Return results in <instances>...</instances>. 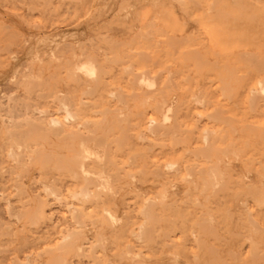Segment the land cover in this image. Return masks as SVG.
<instances>
[{"label": "rangeland", "instance_id": "rangeland-1", "mask_svg": "<svg viewBox=\"0 0 264 264\" xmlns=\"http://www.w3.org/2000/svg\"><path fill=\"white\" fill-rule=\"evenodd\" d=\"M225 1L227 2L226 4ZM139 5L141 6L139 7ZM189 6L190 8H188ZM221 22H223L222 25ZM0 24V264H53L56 262V257L57 259L63 257V262L61 261L62 263L60 262V264H264V146H262L264 137L253 136V138L246 137L245 139V136H243L244 132L253 133V131L261 129L258 128L260 125H264V101L260 100L259 104L251 108L245 102L247 97L246 92L244 93V90L239 87V78L250 74L249 69L251 65L257 59L264 60V0H0ZM217 24L218 26L220 25L219 28ZM225 27L230 28L231 31H236L239 27V31L231 33L226 28L227 32L229 30L226 33L223 30ZM241 27L243 30L240 29ZM212 28H215L214 33L217 35L210 32ZM249 28H251L250 31ZM218 31H220V34ZM224 31L226 34L223 33ZM226 37H229V41H226ZM212 40H214V43ZM232 40L233 42L231 43ZM223 42L225 44L227 42L226 47ZM237 42L241 44V47ZM123 44L126 45L124 46ZM193 46H197V48H193ZM219 46L222 47L219 48ZM227 47H230V49ZM186 48L188 49L186 50ZM204 48L206 49L205 52ZM221 48L223 49L221 50ZM140 52L144 54V58L147 56V60H145L146 62L148 61L146 66L142 68L138 67L133 61L135 57L143 56L142 54L138 55ZM247 52H250L252 55L249 53L246 57L245 54ZM88 54L96 56L104 69H106L105 72L107 73L104 72L103 77L105 84L108 85L105 86L103 82L102 86L105 88L102 89V86L100 87L102 92H99L101 91L99 88L95 94H89V96L88 94L82 95V90L80 89L81 93L80 91L78 93L77 89H82V87L68 75L73 60L81 56L83 58ZM249 55L251 58L253 56L254 60ZM197 56L199 57L198 59ZM238 58L244 60L241 61ZM201 61L203 65L200 63ZM129 62H132L133 66ZM66 67L68 68L67 70ZM107 67L110 69H107ZM221 68L224 69L227 75L225 78V91L218 87L222 82H220L221 80L217 71ZM246 68L248 69L246 70ZM143 70H148L152 76H160L156 78L158 86L154 89L155 91L153 90L154 92L145 90L139 98H135L134 94L132 95V89L127 87L129 86L126 83L129 80L127 72H134L133 75H138ZM204 72H206V75H204ZM207 72L212 75H208ZM121 73H126V75H122ZM115 75L119 76L121 80L118 79L119 77H115ZM65 77H68V79ZM162 77L163 82L166 79L164 83L160 81ZM217 78L220 81H217ZM122 80L124 81L121 82ZM38 81H40V85ZM106 81L108 82L106 83ZM20 82L22 85L20 84L19 86L18 83ZM71 84L73 85L71 86ZM162 85L163 87H161ZM168 86L169 88H167ZM185 88L188 90L187 92ZM111 89L116 93V96L110 94L112 92ZM30 91L31 93H29ZM69 91H73L74 94L70 95ZM106 92H109V95ZM102 93L103 95H101ZM150 93L151 95L149 96ZM76 94L79 95L76 96ZM90 95L93 97L91 98ZM121 95L123 100H125L124 102L117 101L119 99L118 96ZM62 96L64 98L68 97L67 99L71 101L73 107L76 108L79 105L81 116H84L83 119H89V116L93 119L95 114H92L90 111L92 110L93 113H96V109L106 107L107 101V106L112 108H130L132 110L141 108V106L146 108L148 114L145 117L144 122L146 123L144 126L147 125V120L152 116V112L154 111L152 109L157 106L159 99L161 101L167 100L164 101V107L168 104H173L175 114H179L178 119L176 117L170 124H167L168 133L162 134L163 137H161V134L159 138H157V135L153 134L155 135L153 136L151 134L150 138L138 139L135 136L138 131L134 130L132 132L135 133V141L139 140V146L143 147V150L148 151V162L150 161L148 163L150 166H148V173L137 174L135 177L124 176L121 178L114 192L111 194L112 197L108 195L110 200L108 202H98L96 204L93 201L86 202L83 207L84 216L78 222L72 215L77 207L76 199L71 197L69 192L72 189L71 183L73 179L62 170L59 172L58 170L60 169L54 164L56 163V155L71 153L68 150L69 139L64 141L66 138L62 135L63 133L58 134L57 131H51L45 127L42 130L41 126L40 128L39 125L35 126L34 124V120L38 116L43 118L52 116L63 117L64 113L59 109V101L63 98ZM80 96L83 99L82 106L85 105L84 107L81 106ZM110 96H112L111 99ZM106 97H108L107 101L102 100L107 99ZM72 98L73 101L71 100ZM129 98L134 99L130 100ZM147 99L149 100L147 101ZM218 100H220L219 103L221 104H218ZM201 101L202 104L200 103ZM73 102L76 104H73ZM85 103L92 104L89 106ZM19 104L23 105L19 106ZM122 104L123 106H121ZM93 105H95L96 109H93ZM148 106L149 108H147ZM85 108L88 109V112L87 110L85 112ZM216 108L230 122L226 121V124H229L227 125L228 128L224 122L219 125L220 128L218 130L217 124L214 126L210 121L211 119L208 118L207 114L214 112L213 110ZM40 110H47L49 112L41 113ZM181 110L184 111L182 112ZM242 116L244 117L242 118ZM194 120L195 122H193ZM20 123L24 125L21 126ZM33 126L34 132L32 131ZM205 127L214 128L213 130L217 131L215 145L219 150L214 152L210 159L199 157L194 150L201 146V142L198 139L200 132ZM36 129L40 131L37 132ZM170 129L171 131L176 129V133L174 134L173 131L170 133ZM26 130L32 134L29 136ZM240 133L243 134L241 135ZM26 135L29 138L31 137L30 140ZM43 135L46 136L44 138L47 140L43 139ZM165 136L166 138H164ZM13 137L16 139H12ZM187 137H189V140ZM155 139L158 141L156 142ZM240 139L243 140H241L242 143ZM15 140L16 142L20 140L23 143L22 148L16 150V153L20 156L19 161H15L10 155L11 146H16ZM10 143L13 144L11 145ZM64 143L68 145L65 146L66 148H64V145H66ZM259 143H261V149L258 146ZM113 144L112 147L115 146ZM225 147H229L228 155L226 152L224 153L225 155L223 154ZM34 148L38 149V151L34 152ZM57 148L60 149L57 150ZM100 149L104 150L103 148ZM126 150H128V146L123 149L125 155L121 153L123 157L128 152ZM36 152H39V154L42 152L43 155L44 153H48L49 156L47 154V157H51L52 159L49 161L46 158V162L37 163L35 160H31L30 157L33 154H37ZM119 158L121 159L122 157L119 156ZM167 161L176 162L175 169H168L165 163ZM215 161L219 162L220 171L222 170L218 177L220 184L215 188L203 189L201 181L198 180L199 184L195 187L194 183L197 177L196 175L188 176L186 166L194 163L198 167H201L200 165L203 163ZM156 163L160 165L161 171L165 170V173L161 172L157 174L155 172V169L159 168L156 167ZM182 163L184 166H182ZM153 164L156 166L154 167ZM172 171L174 173L178 172L180 175L178 173L176 175ZM166 173H169V175H166ZM141 175L143 176L141 177ZM46 186L52 188L54 193L47 191ZM145 188L148 189L145 190ZM162 196L164 197L162 198ZM240 197L242 198L240 199ZM142 205L143 208H141ZM39 207L43 209L42 218L44 221L41 218L42 220L39 219L35 224H32L33 222L31 221L26 222L28 218L25 215ZM147 207L150 208L152 217L147 221L143 236H139L138 232L141 231V225L143 223L146 224L143 210ZM106 209L110 211L111 216L106 212ZM44 214L47 215L45 216ZM46 217L48 218L46 219ZM183 219L185 223L182 221ZM85 226H88L87 229ZM127 230L128 232L126 233ZM73 231L75 233L80 231L81 233L77 234L78 240L76 242L77 245L81 246V249L76 250L78 254L75 250H72L70 253L66 252L62 254L61 252L60 255V250L57 249L55 251L54 249H56L62 240V237L65 235L64 233ZM152 243L155 244L153 245Z\"/></svg>", "mask_w": 264, "mask_h": 264}, {"label": "bare ground", "instance_id": "bare-ground-1", "mask_svg": "<svg viewBox=\"0 0 264 264\" xmlns=\"http://www.w3.org/2000/svg\"><path fill=\"white\" fill-rule=\"evenodd\" d=\"M110 1V0H109ZM184 1V0H183ZM234 1V0H233ZM247 1V0H246ZM94 2V1H93ZM125 3H126V1H124ZM191 2V1H190ZM193 2V1H192ZM209 2V1H208ZM207 2V3H208ZM219 2V1H218ZM217 2V3H218ZM222 2V1H221ZM15 3V2H14ZM96 3V2H95ZM180 3V2H179ZM195 3V2H194ZM227 2L225 1V4H226ZM2 4V3H1ZM5 4V3H4ZM69 4H71V3H69ZM124 4V3H123ZM183 4V3H182ZM213 4V3H212ZM15 5V4H14ZM63 5V4H62ZM54 6V5H53ZM141 5H139V7H140ZM168 6V5H167ZM220 6V5H219ZM222 6V5H221ZM197 7V6H196ZM228 7H231V6H228ZM251 7V6H250ZM80 8V7H79ZM188 8H190V6L188 7ZM218 8V7H217ZM220 8V7H219ZM224 8V7H223ZM15 9V8H14ZM31 9V8H30ZM47 9H48V7H47ZM75 9V8H74ZM211 9H213V7H211ZM245 9V8H244ZM77 10V9H76ZM220 10V9H219ZM239 10V9H238ZM253 10V9H252ZM36 11V10H35ZM193 11V10H192ZM191 11V12H192ZM66 12V11H65ZM78 12H80V11H78ZM231 12V11H230ZM233 12V11H232ZM246 12V11H245ZM18 13V12H17ZM16 13V14H17ZM120 13V12H119ZM183 13V12H182ZM193 13V12H192ZM227 13V12H226ZM48 14V13H47ZM249 14V13H248ZM29 15H31V14H29ZM45 15V14H44ZM64 15V14H63ZM192 15H194V14H192ZM221 15V14H220ZM199 16V15H198ZM27 17V16H26ZM57 17V16H56ZM67 17V16H66ZM194 17V16H193ZM207 17V16H206ZM205 17V18H206ZM228 17H230L229 15H228ZM93 18V17H92ZM186 18V17H185ZM218 18V17H217ZM255 18H257V17H255ZM39 19V18H38ZM124 19V18H123ZM165 19V18H164ZM220 19V18H219ZM25 20V19H24ZM56 20V19H55ZM115 20V19H114ZM223 20V19H222ZM40 21V20H39ZM45 21V20H44ZM52 21V20H51ZM51 21H50V23H51ZM59 21H61V20H59ZM72 21V20H71ZM207 21V20H206ZM205 21V22H206ZM216 21L218 22V20L216 19ZM26 22V21H25ZM62 22V21H61ZM214 22V21H213ZM226 22V21H225ZM27 23V22H26ZM38 23V22H37ZM212 23V22H211ZM215 23V22H214ZM227 23V22H226ZM243 23V22H242ZM57 24V23H56ZM223 24V22H221V25ZM240 24V23H239ZM259 24V23H258ZM1 25V24H0ZM29 25V24H28ZM183 25V24H182ZM206 25H208V24H206ZM205 25V26H206ZM213 25V24H212ZM238 25V24H237ZM43 26V25H42ZM81 26V25H80ZM111 26V25H110ZM151 26V25H150ZM170 26V25H169ZM202 26V25H201ZM205 26H204V28H205ZM217 26H218V24H217ZM226 26V25H225ZM89 27V26H88ZM148 27V26H147ZM207 27V26H206ZM220 27V25L218 26V28ZM258 27V26H257ZM204 28H203V30H204ZM208 28V27H207ZM206 28V29H207ZM226 28L227 29H229L230 30V28H228V27H225L223 30H225L226 31ZM232 28V27H231ZM132 29V28H131ZM234 29V28H233ZM232 29V30H233ZM236 29V28H235ZM238 29H239V27H238ZM236 30V31H239V30ZM241 30H243L242 29V27L240 28ZM264 29V28H263ZM156 30V29H155ZM175 30V29H174ZM214 30H215V28H212V29H210V32L212 33V34H215L214 33ZM229 30H228V32H229ZM251 30V28H249V31ZM252 30H253V27H252ZM256 30V29H255ZM3 31V30H2ZM6 31V30H5ZM193 31V30H192ZM209 31V30H208ZM225 31L223 32V33H225ZM231 31V30H230ZM236 31H231V33L232 32H236ZM247 31V30H246ZM7 32V31H6ZM153 32V31H152ZM216 32V31H215ZM219 32V34H220V31H218ZM227 31H226V33H228ZM150 33V32H149ZM174 33V32H173ZM181 33V32H180ZM207 33V32H206ZM205 33V34H206ZM225 33V34H226ZM9 34H11V33H9ZM17 34V33H16ZM218 34V35H219ZM14 35V34H13ZM146 35V34H145ZM150 35V34H149ZM207 35V34H206ZM215 35H217V34H215ZM224 35V34H223ZM12 36V35H11ZM19 36V35H18ZM148 36V35H147ZM209 36V35H208ZM232 36H233V34H232ZM236 36V35H235ZM251 36V35H250ZM16 37V36H15ZM145 37V36H144ZM149 37V36H148ZM153 37V36H152ZM190 37V36H189ZM217 37H219V36H217ZM252 37V36H251ZM149 38H151V37H149ZM235 38V37H234ZM239 38V37H238ZM263 38V37H262ZM8 39V38H7ZM10 39V38H9ZM14 39V38H13ZM212 39V38H211ZM214 39H215V37H214ZM229 39V37L227 38L226 37V41ZM242 39V38H241ZM246 39V38H245ZM4 40H6V39H4ZM12 40V39H11ZM108 40V39H107ZM114 40V39H113ZM148 40V39H147ZM193 40V39H192ZM216 40V39H215ZM234 40V39H233ZM233 40L231 41V43L233 42ZM235 40H236V38H235ZM243 40V39H242ZM251 40V39H250ZM194 41V40H193ZM209 41V40H208ZM213 41V43H214V40H212ZM219 41V40H218ZM223 41V40H222ZM229 41V40H228ZM253 41V40H252ZM257 41V40H256ZM1 42V41H0ZM3 42V41H2ZM124 42V41H123ZM201 42V41H200ZM203 42V41H202ZM210 42H211V40H210ZM234 42H236V41H234ZM241 42V41H240ZM250 42V41H249ZM18 43H20V42H18ZM87 43V42H86ZM113 43V42H112ZM212 43V42H211ZM224 43V42H223ZM238 44H239V42H237ZM236 43V44H237ZM262 43V42H261ZM21 44V43H20ZM96 44V43H95ZM103 44V43H102ZM106 44V43H105ZM115 44V43H114ZM134 44V43H133ZM170 44V43H169ZM173 44V43H172ZM202 44V43H201ZM216 44H218V43H216ZM215 44V45H216ZM225 44V43H224ZM228 44H229V42H228ZM243 44V43H242ZM7 45V44H6ZM17 45V44H16ZM99 45V44H98ZM116 45V44H115ZM120 45V44H119ZM124 45V44H123ZM122 45V46H123ZM126 45V44H125ZM124 45V46H125ZM129 45V44H128ZM135 45V44H134ZM197 45V44H196ZM214 45V44H213ZM233 45H235V44H233ZM232 45V47H234ZM240 45V47H241V44H239ZM256 45V44H255ZM19 46V45H18ZM90 46V45H89ZM89 46H88V48H89ZM109 46V45H108ZM200 46V45H199ZM204 46V45H203ZM212 46V45H211ZM224 46V45H223ZM227 46V42H226V44H225V47ZM235 46H237V45H235ZM243 46V45H242ZM94 47H95V45H94ZM104 47H105V45H104ZM110 47V46H109ZM127 47H129V46H127ZM143 47V46H142ZM174 47H175V45H174ZM195 46H193V48H194ZM205 47V46H204ZM210 47V46H209ZM213 47V46H212ZM220 47H222V46H219V48ZM224 47V48H225ZM232 47H231V49H232ZM245 47H246V45H245ZM255 48H256V46H254ZM260 47H262V46H260ZM2 48H4V47H2ZM40 48V47H39ZM141 48V47H140ZM165 48V47H164ZM195 48H197V46L195 47ZM203 48V47H202ZM217 48V47H216ZM228 48V47H227ZM227 48H226V51H227ZM258 48H259V46H258ZM257 48V49H258ZM66 49V48H65ZM97 49V48H96ZM120 49V48H119ZM188 48H186V50H187ZM205 49V48H204ZM214 49H215V47H214ZM223 48H221V50H222ZM228 49H230V47L228 48ZM241 49V48H240ZM239 49V50H240ZM243 49V48H242ZM263 49V48H262ZM112 50V49H111ZM191 50V49H190ZM211 50V49H210ZM219 50V49H218ZM237 50V49H236ZM238 50V51H239ZM256 50V49H255ZM66 51V50H65ZM86 51V50H85ZM206 51V49L204 50V52ZM224 51H225V49H224ZM60 52V51H59ZM102 52V51H101ZM112 52V51H111ZM143 52V51H142ZM142 52H140V53H138V55H143V56H137V57H135L134 58V62L138 65V67H140V68H142V67H144V66H146V63H148V61L146 62V58H147V56H146V58H144L145 56H144V54L146 55V53H142ZM63 53V52H62ZM97 53V52H96ZM130 53V52H129ZM222 53H223V51H222ZM238 53V52H237ZM245 53V52H244ZM250 53V52H249ZM248 52L245 54L246 55V57H247V54H249ZM10 54V53H9ZM41 54V53H40ZM73 54V53H72ZM100 54V53H99ZM134 54H136V53H134ZM211 54H212V52H211ZM59 55V54H58ZM60 55H64V54H60ZM101 55V54H100ZM148 55V54H147ZM194 55V54H193ZM244 55V56H245ZM250 55H252L251 53H250ZM250 55H249V57H250ZM1 56V55H0ZM81 56V55H80ZM105 56V55H104ZM171 56V55H170ZM187 56V55H186ZM198 56H199V54H198ZM197 56V59L200 57H198ZM211 56H213V55H211ZM216 57H217V55H215ZM82 57V56H81ZM81 57H78L76 60H73V62H72V66H70L71 68H70V71H69V73H68V75H70V77L72 78V79H74V81L76 80L77 82H78V84L80 85V87H82V89L81 88H78L77 90V92L79 93V91L80 90H82V95H85V94H88V96H89V94H95L98 90H99V88L102 86V84H103V82H104V77H103V75H104V72H105V70L106 69H104V67H103V65L101 64V62L97 59V57L96 56H94V55H91V54H88V55H86V56H84L83 58H81ZM100 57V56H99ZM106 57V56H105ZM128 57H130V56H128ZM149 57V56H148ZM248 57V58H249ZM251 58V57H250ZM253 58V59H252ZM252 60H254V57L252 56ZM66 59V58H65ZM110 59V58H109ZM146 59V60H145ZM239 59V58H238ZM241 59V58H240ZM239 59V60H240ZM256 59V58H255ZM261 59V58H260ZM36 60V59H35ZM112 60H114L113 58H112ZM199 60H201V59H199ZM217 60H218V58H217ZM242 60H244V59H241V61ZM246 60V59H245ZM69 61V60H68ZM116 61V60H115ZM130 61V60H129ZM219 61V60H218ZM248 61V60H247ZM111 62V61H110ZM114 62V61H113ZM117 62V61H116ZM152 62V61H151ZM177 62V61H176ZM192 62V61H191ZM190 62V63H191ZM235 62V61H234ZM239 62V61H238ZM246 62V61H245ZM249 62V61H248ZM251 62V61H250ZM255 62V61H254ZM4 63V62H3ZM2 63V64H3ZM7 63V62H6ZM130 63V62H129ZM132 63V62H131ZM130 63V64H131ZM188 63V62H187ZM186 63V64H187ZM194 63H195V61H194ZM200 63H202V61L200 62ZM199 62H198V64H200ZM220 63V62H219ZM240 63V62H239ZM244 63V62H243ZM253 63V62H252ZM62 64V63H61ZM68 65H69V63H67ZM71 64V63H70ZM106 64V63H105ZM110 64V63H109ZM133 64V63H132ZM131 64V66H133ZM192 64V63H191ZM251 64V63H250ZM249 64V65H250ZM123 65V64H122ZM153 65V64H152ZM202 65H203V63H202ZM205 65V64H204ZM221 65V64H220ZM127 66H129V65H127ZM126 66V67H127ZM131 66H130V68H131ZM136 66V65H135ZM184 66V65H183ZM190 66V65H189ZM192 66V65H191ZM227 66V65H226ZM4 67V66H3ZM186 67V66H185ZM188 67V66H187ZM248 67V66H247ZM32 68V67H31ZM38 68V67H37ZM55 68V67H54ZM63 68V67H62ZM120 68V67H119ZM132 68H134V67H132ZM212 68V67H211ZM214 68V67H213ZM217 68V67H216ZM222 68H223V66H222ZM220 69V70H218L217 71V73L219 74V78H220V80L217 78V81L219 80L220 82H222L218 87L219 88H221V89H223V91H225L226 90V85H225V78H226V73L224 72V69ZM242 68V67H241ZM68 68L66 67V70H67ZM107 69H110V68H108L107 67ZM123 69V68H122ZM248 68H246V70H247ZM32 70V69H31ZM131 70V69H130ZM196 70V69H195ZM207 70V69H206ZM242 70V69H241ZM40 71V70H39ZM39 71H38V73H39ZM61 71H62V69H61ZM118 71V70H117ZM127 71V70H126ZM210 71H213V70H210ZM249 71H250V74H247V75H243V76H241L240 78H239V87H241L243 90H244V93L246 92V99H245V102H247L250 106H251V108L252 107H255L257 104H259V101L260 100H263L264 101V60L263 59H261V60H256V62L255 63H253L252 65H251V67H250V69H249ZM47 72V71H46ZM55 72V71H54ZM63 72H64V70H63ZM121 72V71H120ZM135 72H136V70H135ZM138 72V71H137ZM141 72V71H140ZM169 72V71H168ZM40 73H41V71H40ZM65 73V72H64ZM105 73H107V72H105ZM110 73V72H109ZM161 73H162V71H161ZM206 72H204V75H206L205 74ZM27 74H28V72H27ZM112 74V73H111ZM122 74V73H121ZM126 75V73H123L122 75ZM127 74L129 75H127L128 76V79L129 80H125L126 81V83H128L129 84V86H127V87H129V88H131L132 89V91H133V93L132 92H130V93H132V95L134 94V96H135V98H139L140 97V95L143 93V91H153L154 89H156L157 88V86H158V80L156 79V78H158V77H160V76H152L149 72H148V70H143L141 73H135V74H138V75H133L134 74V72H127ZM207 74L209 75V74H211V73H208L207 72ZM21 75V74H20ZM41 75V74H40ZM68 75H66V76H68ZM160 75V74H159ZM198 75V74H197ZM196 75V76H197ZM200 75H201V73H200ZM212 75V74H211ZM28 76H29V74H28ZM45 76V75H44ZM55 76V75H54ZM109 76V75H108ZM117 75H115V77H116ZM168 76V75H167ZM186 76V75H185ZM195 76V77H196ZM216 77H217V75H215ZM57 77V76H56ZM105 77H106V75H105ZM109 77H111V76H109ZM108 77V78H109ZM119 76H117V78H118ZM164 77V76H163ZM163 77H162V79L160 80V81H162V83H164L165 81H166V79L164 80V82H163ZM170 77V76H169ZM187 77V76H186ZM198 77V76H197ZM210 77V76H209ZM24 78V77H23ZM26 78V77H25ZM41 78V77H40ZM65 78H67L68 79V77H65ZM123 78V77H122ZM214 78V77H213ZM119 80H121L120 79V77L118 78ZM118 79H117V81H118ZM123 79H125V78H123ZM127 79V78H126ZM108 80V79H107ZM172 80V79H171ZM66 81V80H65ZM73 81V82H74ZM109 81V80H108ZM108 81H106V83L108 82ZM124 80H122L121 82H123ZM205 81V80H204ZM31 82V81H30ZM33 82V81H32ZM72 82V83H73ZM110 82H111V80H110ZM113 82H114V79H113ZM119 82V81H118ZM117 82V83H118ZM130 82V83H129ZM180 82V81H179ZM16 83V82H15ZM27 83V82H26ZM40 83V81H38V84ZM54 83V82H53ZM115 83V82H114ZM125 83V84H126ZM211 83V82H210ZM19 84V86H20V84H21V82L20 83H18ZM32 84V83H31ZM34 84V83H33ZM45 84V83H44ZM43 84V85H44ZM68 84V83H67ZM77 84V83H76ZM77 84V85H78ZM104 84H105V82H104ZM204 84V83H203ZM202 84V85H203ZM229 84V83H228ZM22 85V84H21ZM26 85V84H25ZM36 86H38L37 84H35ZM35 85H33L34 87H35ZM40 85V84H39ZM64 85V84H63ZM73 84H71V86H72ZM107 84H105V86H106ZM160 85H161V83H160ZM194 85H195V83H194ZM205 85V84H204ZM213 85V84H212ZM27 86V85H26ZM48 86V85H47ZM75 86V85H74ZM108 86V85H107ZM118 86H120V85H118ZM41 87H42V85H41ZM66 87V86H65ZM79 87V86H78ZM161 87H163V85L161 86ZM189 87V86H188ZM187 87V88H188ZM218 87H216L217 89H218ZM32 88V87H31ZM69 88V87H68ZM75 88V87H74ZM76 88H77V86H76ZM105 87H103L102 86V89H104ZM115 88V87H114ZM119 88H121V87H119ZM167 88H169V86L167 87ZM166 88V89H167ZM204 88V87H203ZM212 88V87H211ZM25 89V88H24ZM34 89V88H33ZM33 89H31V90H33ZM49 89V88H48ZM47 89V90H48ZM56 89V88H55ZM64 89V88H63ZM80 89V90H79ZM101 89V88H100ZM102 89H101V91H99V92H102ZM107 89H108V87H107ZM110 89V88H109ZM208 89V88H207ZM239 89V88H238ZM241 89V90H242ZM50 90V89H49ZM53 90V89H52ZM67 90V89H66ZM72 90V89H71ZM74 90H76V89H74ZM73 90V91H74ZM112 90V89H111ZM185 90H186V88H185ZM199 90V89H198ZM219 90V89H218ZM217 90V91H218ZM26 91V90H25ZM73 91H69V93H70V95L71 94H74L75 93V91H74V93H73ZM105 91H106V89H105ZM110 91V90H109ZM117 91V90H116ZM155 91V90H154ZM153 91V92H154ZM157 91H159V90H157ZM157 91H156V93H157ZM168 91H169V89H168ZM174 91V90H173ZM188 90H186V92H187ZM221 92H222V90H220ZM76 92V93H77ZM128 92V91H127ZM164 92V91H163ZM170 92H171V90H170ZM186 92H185V94H186ZM227 92H228V90H227ZM241 92V91H240ZM29 93H31V91L29 92ZM80 93H81V91H80ZM108 95H109V92H106ZM130 93H128V94H130ZM148 93V92H147ZM146 93V94H147ZM152 93V92H151ZM151 93L149 94V96L151 95ZM176 93V92H175ZM28 94V93H27ZM45 94V93H44ZM44 94H41V95H44ZM52 94V93H51ZM110 94L111 95H113V96H116V93L115 92H113V90H112V92H110ZM167 94H168V92H167ZM173 94V93H172ZM179 94V93H178ZM223 94V93H222ZM38 95V94H37ZM41 95H39L40 97H41ZM47 95V94H46ZM69 95V96H70ZM79 95V94H78ZM77 94H76V96H78ZM98 95V94H97ZM101 95H103V93L101 94ZM118 95V94H117ZM126 95V94H125ZM124 95V96H125ZM189 95V94H188ZM194 95V94H193ZM212 95V94H211ZM213 95H215V94H213ZM68 96V95H67ZM66 96V97H67ZM87 96V95H86ZM100 96V95H99ZM146 96V95H145ZM164 96V95H163ZM38 97V96H37ZM63 97V96H62ZM81 97V96H80ZM79 97V98H80ZM90 97L92 98L93 96H91L90 95ZM111 97L112 96H110V99H111ZM131 97V96H130ZM186 97V96H185ZM215 97V96H214ZM243 97V96H242ZM39 98V97H38ZM43 98V97H42ZM54 98H56V97H54ZM64 98V97H63ZM61 98L60 99V101H59V103H60V108L59 109H61L62 111H63V117H56V116H52V117H49V118H43V117H41V116H38V117H36V121L34 120V124H35V126L36 125H39V127L42 129V130H44L45 128L47 129H50L51 131H57V133L58 134H60V133H63L62 135H64L65 136V140L64 141H67V139H69V146L66 144V143H64V144H66V145H64V148H66L65 146H68L69 148H68V150L71 152V153H69V154H67V155H56V163H54L56 166H57V168L58 169H60V170H58L59 172L62 170L64 173H66L68 176H70V178L71 179H73V182L71 183L72 185V189H70L69 190V192H70V194H71V197H73L74 199H76L75 200V202H76V205H77V207L75 208V210H74V212H73V217L77 220V222L78 221H81V218L84 216V211H83V207L85 206V204H86V202H88V201H93V202H95V204L96 203H98V202H103V203H105V202H108V201H110L109 200V196L110 197H112L111 196V194L114 192V190H115V187H116V185L118 184V182L120 181V179L121 178H123L124 176H131V177H135L137 174H147L148 173V171H149V169H148V163L150 162H148V151H145V150H143L142 148H141V146H139V140L138 141H135L136 139L134 138V135H135V133H132V132H134V130L136 131H138V133H136L137 135H135V136H137L138 137V139L139 138H148L151 134L153 135V134H155V135H157L156 137L157 138H159V135L161 134H164V133H168V129H167V124H170L176 117H177V119L179 118V114H175V112H174V106H173V104H168L166 107H164V101H167V100H164V101H161L160 99L158 100V102H157V106L156 107H154V109H152V110H154L153 112H152V116H150L149 118H148V120H147V125L146 126H144V124L146 123V122H144L145 121V117H146V115L148 114V111H147V109L146 108H144L143 106H141V108H136L135 110H132V109H130V108H118V107H116V108H112V107H110V106H107L108 105V97H106L107 99H102V100H105V101H107V105H106V107H104V108H99V109H96L95 108V105H93V109H96V113H93V111L91 110H89L90 112H92V114H95L94 115V118L93 119H91V117L89 116V119H83V117L81 116V108L80 107H73V105H72V103H71V101L69 100V99H67V98ZM74 98V97H73ZM73 98L71 99L72 101H73ZM118 100L117 101H125V100H123V98H122V95L121 96H118ZM145 98V97H144ZM150 98V97H149ZM162 98V97H161ZM205 98H206V96H205ZM224 98V97H223ZM239 98V97H238ZM244 98V97H243ZM58 99V98H57ZM113 99V98H112ZM130 99V98H129ZM132 99V98H131ZM130 99V100H131ZM134 99V98H133ZM132 99V100H133ZM187 99H189V98H187ZM196 99V98H195ZM209 99V98H208ZM75 100H78V99H75ZM82 97H81V99H80V101H81V106L83 105V103H82ZM86 100V99H85ZM96 100H97V98H96ZM149 99H147V101H148ZM200 100V99H199ZM201 100H203V99H201ZM235 100V99H234ZM239 100V99H238ZM55 101V100H54ZM100 101V100H99ZM98 101V102H99ZM145 101V100H144ZM146 101V102H147ZM154 101V100H153ZM188 101V100H187ZM196 101H197V99H196ZM205 101V100H204ZM207 101V100H206ZM219 101L220 100H218V104H221V103H219ZM236 101V100H235ZM23 102V101H22ZM26 102V101H25ZM51 102V101H50ZM92 102H94V101H92ZM146 102H144V103H146ZM155 102V101H154ZM154 102H153V104H154ZM213 102V101H212ZM17 103V102H16ZM26 103H28V102H26ZM76 103H77V101H76ZM76 103H74L73 102V104H76ZM102 103V102H101ZM144 103H143V105H144ZM194 103V102H193ZM201 104H202V101L200 102ZM207 103H208V101H207ZM86 104V103H85ZM90 104H92V103H87L86 105H89L90 106ZM97 104V103H96ZM103 104V103H102ZM101 104V105H102ZM156 104V103H155ZM21 105H23V104H21ZM20 104H19V106H21ZM104 105V104H103ZM111 105V104H110ZM114 105V104H113ZM224 105V104H223ZM240 105H241V103H240ZM13 106H15V105H13ZM25 106V105H24ZM85 106V105H84ZM84 106H82V107H84ZM121 106H123V104L121 105ZM136 106V105H135ZM242 106V105H241ZM28 107H30L29 105H28ZM134 107V106H133ZM190 107V106H189ZM206 107V106H205ZM204 107V108H205ZM236 107V106H235ZM259 107V106H258ZM14 108V107H13ZM20 108V107H19ZM92 108V107H91ZM147 108H149V106L147 107ZM250 108V107H249ZM23 109V108H22ZM28 109V108H27ZM26 109V110H27ZM58 109V108H57ZM177 109V108H176ZM187 109V108H186ZM86 110H87V112H88V109H86L85 108V112H86ZM149 110V109H148ZM243 110V109H242ZM47 110H40V112L41 113H45ZM52 111V110H51ZM182 111V110H181ZM181 111H180V113H181ZM184 111V110H183ZM182 111V112H183ZM190 111V110H189ZM214 112H211L210 114H207L209 117L208 118H210L211 120V122L213 123V125L215 126L216 124V126H217V128H218V130H219V125H221L222 123H224L225 122V125L227 126V125H229V124H226V121H227V119H225V117H223L221 114H220V110L218 109V108H216L215 110H213ZM14 112H16V111H14ZM28 112V111H27ZM47 112H49V111H47ZM55 112H56V110H55ZM83 112H84V110H83ZM82 112V113H83ZM89 112V113H90ZM57 113V112H56ZM150 113V112H149ZM239 113V112H238ZM244 113V112H243ZM255 113V112H254ZM47 114H49V113H47ZM85 114H87V113H85ZM91 114V113H90ZM186 114H187V111H186ZM257 114V113H256ZM84 115V114H83ZM190 115V114H189ZM198 116H199V114H197ZM186 116V115H185ZM201 116V115H200ZM18 117V116H17ZM244 116H242V118H243ZM181 118V117H180ZM227 118V117H226ZM241 118V119H242ZM199 119V118H198ZM203 119V118H202ZM38 120V121H37ZM192 120V119H191ZM203 121V120H202ZM209 121V120H208ZM241 121V120H240ZM14 122V121H13ZM12 122V123H13ZM21 122V121H20ZM28 122V121H27ZM30 122H32L31 120H30ZM177 122V121H176ZM175 122V123H176ZM193 122H195V120L193 121ZM228 122V121H227ZM242 122V121H241ZM15 123V122H14ZM178 123V122H177ZM179 123H181V122H179ZM186 123V122H185ZM184 123V124H185ZM228 123H230V122H228ZM232 123V122H231ZM21 124V126H23L24 124H22V123H20ZM183 124V123H182ZM181 124V125H182ZM197 124V123H196ZM208 124V123H207ZM4 125V124H3ZM15 125H16V123H15ZM27 125H29V124H27ZM177 125V124H176ZM200 125V124H199ZM224 125V124H223ZM223 125H222V127H223ZM17 126V125H16ZM16 126H15V128H16ZM18 127V126H17ZM31 127V126H30ZM43 127H45V128H43ZM173 127V126H172ZM175 127V126H174ZM178 127H179V125H178ZM186 127V126H185ZM8 128V127H7ZM29 128V127H28ZM226 128V127H225ZM227 128H228V126H227ZM258 128H261V129H259V130H256L255 132L253 131V133L252 132H244V134L243 133H240L241 135L243 134V136H245V139H246V137L247 138H249V137H251V138H253V136L254 137H256V136H258V137H261L262 138V136L264 137V125H260ZM257 128V129H258ZM9 129V128H8ZM33 129H34V126L32 127V131H33ZM179 129H180V127H179ZM201 129H202V127H201ZM214 128H210V127H205V128H203V130L200 132V135H199V139H198V141H200L201 142V146H199V147H197L196 149H194L195 150V152H196V154L199 156V157H203V158H208V159H210V157L211 156H213L212 154L214 153V152H216L217 150H219L217 147H216V145H215V141H216V139H217V135H216V132L217 131H215V130H213ZM254 129H255V127H254ZM27 130H29V129H27ZM26 130V131H27ZM249 130V129H248ZM2 131H3V129H2ZM1 131V132H2ZM22 131V130H21ZM25 131V132H26ZM31 131V130H30ZM31 131V132H32ZM35 131V130H34ZM33 131V132H34ZM36 131H37V129H36ZM40 131V130H39ZM39 131H37V132H39ZM48 131V130H47ZM51 131H49V132H51ZM170 131V133L173 131H171V129L169 130ZM181 131V130H180ZM189 131V130H188ZM199 131V130H198ZM223 131V130H222ZM236 131V130H235ZM240 131V130H239ZM12 132V131H11ZM28 132V131H27ZM45 132V131H44ZM226 132V131H225ZM224 132V133H225ZM29 133V136L32 134V133H30V132H28ZM40 133H43V132H40ZM56 133V134H57ZM173 133L175 134L176 133V129H174V131H173ZM185 133V132H184ZM198 133V132H197ZM36 134V133H35ZM38 135H39V133H37ZM53 134H54V132H53ZM192 134H193V132H192ZM219 134V133H218ZM223 134V133H222ZM221 134V135H222ZM231 134H233V133H231ZM2 135V134H1ZM14 135V134H13ZM34 135V134H33ZM32 135V136H33ZM155 135H153V136H155ZM169 135V134H168ZM181 135V134H180ZM18 136V135H17ZM29 136L28 135H26V137H28L29 138ZM44 136L45 135H43V139H45V140H47L46 138H44ZM48 136V135H47ZM223 136V135H222ZM25 137V136H24ZM34 137V136H33ZM41 137H42V135H41ZM46 137V136H45ZM136 137V138H137ZM161 137H163V135L161 136ZM183 137V136H182ZM226 137V136H225ZM242 137V136H241ZM28 138H27V140H28ZM31 138V137H30ZM30 138H29V140H30ZM38 138V137H37ZM62 138V137H61ZM64 138V137H63ZM134 138V139H133ZM150 138V137H149ZM164 138H166V136L164 137ZM188 138V140H189V137H187ZM12 139H16V138H12ZM17 139H18V137H17ZM25 139V138H24ZM57 139V138H56ZM154 139V138H153ZM152 139V141H154ZM161 139H163V138H161ZM169 139H170V136H169ZM168 139V140H169ZM179 139V138H178ZM224 139H226V138H224ZM223 139V140H224ZM234 139V138H233ZM7 140H8V138H7ZM10 140V139H9ZM26 140V141H27ZM50 140V139H49ZM147 140V139H146ZM156 140V139H155ZM173 140V139H172ZM222 140V141H223ZM232 140V139H231ZM242 139H240V141H241ZM262 140V139H261ZM20 140H18V142H16V140L14 141V142H16V146H14L13 147V143L11 144L12 146H11V150H10V155L14 158V160L15 161H19L20 160V156H19V154L18 153H16V150L17 149H21L22 148V141H20ZM60 141H62L61 139H60ZM59 141V142H60ZM144 141V140H143ZM151 141V140H150ZM151 141V142H152ZM158 140H156V142H157ZM163 141V140H162ZM170 141V140H169ZM174 141V140H173ZM177 141V140H176ZM180 141V140H179ZM230 141V140H229ZM243 141V140H242ZM242 141H241V143H242ZM262 141H264V140H262ZM2 142V141H1ZM5 142V141H4ZM12 142V141H11ZM33 142H35V141H33ZM155 142V141H154ZM160 142V141H159ZM248 142V141H247ZM36 143H38V142H36ZM112 143H114L115 144V146H113L112 147ZM142 143V142H141ZM153 143V142H152ZM166 143V142H165ZM178 143V142H177ZM220 143V142H219ZM221 143H223V142H221ZM240 143V144H241ZM47 144V143H46ZM113 144V145H114ZM151 144V143H150ZM232 144V143H231ZM260 144L261 143H259V145L258 146H260ZM264 143L262 142V146H264L263 145ZM15 145V144H14ZM59 145V144H58ZM223 145H224V143H223ZM233 145V144H232ZM257 145V144H256ZM48 146V145H47ZM128 146V150H126V151H128L127 152V154H126V156H124L123 157V155H125L124 153H125V151L123 152V149H124V147H127ZM165 146V145H164ZM240 146V145H239ZM262 146H260V149H261V147ZM39 147V146H38ZM42 147V146H41ZM56 147V146H55ZM148 147V146H147ZM146 147V148H147ZM157 147V146H156ZM25 148V147H24ZM100 148H103L104 150L102 151ZM195 148V147H194ZM229 148V147H228ZM228 148H226L225 147V149H223L224 150V152H223V154L226 152V154L228 153V151H229V149ZM35 149V148H34ZM39 149H40V147H39ZM60 149V148H59ZM58 148H57V150H59ZM126 149V148H125ZM149 149V148H148ZM248 149V148H247ZM255 149H257V148H255ZM6 150V149H5ZM67 150V149H66ZM231 150V149H230ZM239 150V149H238ZM251 150H252V148H251ZM35 151H38V149L36 150H34V152ZM40 151V150H39ZM44 151V150H43ZM166 151V150H165ZM33 152V153H34ZM67 152V151H66ZM150 152V151H149ZM158 152V151H157ZM193 152V151H192ZM221 152H222V150H221ZM246 152V151H245ZM261 152V151H260ZM8 153V152H7ZM37 154H33V155H31L30 157H31V160L33 159V160H35V162H39V163H44V162H46L47 161V159H49V161H50V159H52L51 157H47V154L48 153H44V155L46 154V156H44L43 155V153L41 154H39V152H36ZM121 153H123V155L121 154ZM152 153V152H151ZM191 153V152H190ZM217 153H219V152H217ZM243 153V152H242ZM168 154V153H167ZM186 154V153H185ZM235 154H237V152H235ZM234 154V155H235ZM251 154V153H250ZM9 155V154H8ZM154 155H155V153H154ZM175 155H176V153H175ZM190 155V154H189ZM194 155V154H193ZM225 155V154H224ZM228 155V154H227ZM243 155H245V154H243ZM253 155V154H252ZM48 156H49V154H48ZM122 157L120 160L118 159V157ZM164 156V155H163ZM251 156V155H250ZM126 157V158H125ZM253 157V156H252ZM256 157V156H255ZM47 158V159H46ZM150 158V157H149ZM218 158V157H217ZM216 158V159H217ZM220 158V157H219ZM236 158V157H235ZM250 158V157H249ZM189 159V158H188ZM251 159V158H250ZM249 159V160H250ZM262 159V158H261ZM7 160V159H6ZM218 160H220V159H218ZM180 161V160H179ZM186 161V160H185ZM248 161V160H247ZM252 161V160H251ZM154 162V161H153ZM152 162V163H153ZM184 162V161H183ZM17 163H19V162H17ZM21 163V162H20ZM155 163V162H154ZM166 163V167L168 168V169H175V167H176V162H173V161H167V162H165ZM177 163H178V161H177ZM179 164H180V162H179ZM183 164V163H182ZM181 164V165H182ZM243 164V163H242ZM154 165V164H153ZM157 165V166H156ZM156 165H154V167L156 166V167H159L160 165H158L157 163H156ZM185 165H187V164H185ZM35 166V165H34ZM45 166V165H44ZM47 166V165H46ZM182 166H184V164L182 165ZM201 167H198V165H196V164H188L187 166H186V169H187V175L188 176H195L196 175V180H195V187H197L198 186V184H199V182H198V180L199 181H201L200 183H201V185H202V188L203 189H208V188H210V187H216V186H218L219 184H220V182H219V179H218V177H219V175H220V173H221V171H220V165H219V162L218 161H215V162H211V163H203L202 165H200ZM18 167V166H17ZM150 167V166H149ZM227 168V167H226ZM56 169V168H55ZM166 169V168H165ZM182 169V168H181ZM180 169V170H181ZM20 170V169H19ZM158 170V171H157ZM155 169V172L157 173V174H159V173H161V172H163V173H165V170L163 169L162 171H161V167H159L158 169ZM24 171V170H23ZM45 171V170H44ZM249 171V170H248ZM264 171V170H263ZM48 172H50V171H48ZM48 172H46V173H48ZM54 172V171H53ZM63 172H62V174H63ZM167 172H170V171H167ZM173 173H174V171H172ZM183 172V171H182ZM224 172V171H223ZM32 173V172H31ZM34 173H36V172H34ZM177 173L178 172H176V173H174V174H176L177 175ZM27 174V173H26ZM61 174V173H60ZM179 175H180V173H178ZM260 174V173H259ZM36 175V174H35ZM166 175H169V173L167 174L166 173ZM178 175V176H179ZM143 175H141V177H142ZM35 177V176H34ZM55 177V176H54ZM144 177H145V175H144ZM164 177V176H163ZM168 177V176H167ZM224 177V176H223ZM153 178H155V177H153ZM162 178V177H161ZM175 178V177H174ZM179 178V177H178ZM181 178V177H180ZM188 178V177H187ZM191 178V177H190ZM236 178V177H235ZM59 179V178H58ZM156 179V178H155ZM176 179V178H175ZM255 179V178H254ZM21 180V179H20ZM37 180V179H36ZM150 180V179H149ZM149 180H147V181H149ZM180 180V179H179ZM183 180V179H182ZM241 180V179H240ZM64 181V180H63ZM194 181V180H193ZM192 181V182H193ZM245 181V180H244ZM247 181H249V180H247ZM246 181V182H247ZM35 182V181H34ZM122 182V181H121ZM141 182V181H140ZM156 182V181H155ZM52 183V182H51ZM167 183V182H166ZM170 183V182H169ZM182 183V182H181ZM244 183V182H243ZM40 184V183H39ZM60 184V183H59ZM16 185V184H15ZM33 185H35V184H33ZM46 185V184H45ZM154 185V184H153ZM152 185V186H153ZM168 186H169V184H167ZM200 185V186H201ZM241 185V184H240ZM247 185V184H246ZM248 185H249V183H248ZM255 185V184H254ZM143 186V185H142ZM24 187V186H23ZM254 187V186H253ZM19 188H20V186H19ZM39 188V187H38ZM44 188V187H43ZM185 188V187H184ZM198 188H200V187H198ZM219 188V187H218ZM15 189V188H14ZM29 189V188H28ZM31 189V188H30ZM34 189V188H33ZM46 189H47V191H49V192H51V193H54V190L52 189V188H50V187H48V186H46ZM45 189V190H46ZM68 189H69V187H68ZM120 189V188H119ZM148 189V188H147ZM146 188H145V190H147ZM195 189V188H194ZM193 189V190H194ZM217 189V188H216ZM19 190V189H18ZM58 190V189H57ZM57 190H56V192H57ZM35 191V190H34ZM250 191V190H249ZM194 192V191H193ZM196 192V191H195ZM198 192V191H197ZM221 192V191H220ZM243 192V191H242ZM13 193V192H12ZM19 193V192H18ZM245 193V192H244ZM22 194V193H21ZM25 194V193H24ZM35 194V193H34ZM47 194V193H46ZM137 194V193H136ZM135 194V195H136ZM231 194H232V192H231ZM52 195V194H51ZM60 195V194H59ZM58 195V196H59ZM109 195V196H108ZM130 195V194H129ZM192 195V194H191ZM14 196V195H13ZM16 196V195H15ZM39 196V195H38ZM48 196V195H47ZM62 196V195H61ZM138 196V195H137ZM141 196V195H140ZM159 196V195H158ZM227 196V195H226ZM244 196V195H243ZM36 197V196H35ZM142 197H144V196H142ZM164 196H162V198H163ZM245 197V196H244ZM28 198V197H27ZM37 198V197H36ZM150 198V197H149ZM183 198V197H182ZM221 198V197H220ZM242 197H240V199H241ZM254 198V197H253ZM259 199H260V197H258ZM17 199V198H16ZM30 199V198H29ZM43 199V198H42ZM112 199V198H111ZM139 199H141V198H139ZM148 199V198H147ZM203 199V198H202ZM252 199V198H251ZM118 200V199H117ZM180 200V199H179ZM226 200H227V197H226ZM254 200V199H253ZM261 200V199H260ZM263 200V199H262ZM29 201V200H28ZM50 201V200H49ZM125 201V200H124ZM132 201V200H131ZM16 202V201H15ZM113 202V201H112ZM180 202V201H179ZM206 202V201H205ZM214 202V201H213ZM114 203H115V201H114ZM131 203V202H130ZM157 203V202H156ZM193 203V202H192ZM258 203V202H257ZM256 203V204H257ZM28 204V203H27ZM102 204V203H101ZM108 204V203H107ZM110 204H112V203H110ZM124 204V203H123ZM136 204H137V202H136ZM144 204H145V202H144ZM143 204V205H144ZM147 204V203H146ZM14 205V204H13ZM41 205V204H40ZM143 205L141 206V208H143ZM151 205H152V203H151ZM172 205V204H171ZM184 205V204H183ZM223 205H224V203H223ZM42 206V205H41ZM79 206V207H78ZM99 206V205H98ZM119 206V205H118ZM176 206V205H175ZM190 206V205H189ZM130 207V206H129ZM187 207V206H186ZM127 208V207H126ZM134 208V207H133ZM138 208V207H137ZM136 208V209H137ZM177 208V207H176ZM219 208H221V207H219ZM243 208V207H242ZM104 209V208H103ZM129 209V208H128ZM139 209V208H138ZM167 209V208H166ZM169 209V208H168ZM187 209V208H186ZM200 209V208H199ZM205 209V208H204ZM261 209V208H260ZM17 210V209H16ZM170 210V209H169ZM139 211V210H138ZM172 211V210H171ZM186 211H188V210H186ZM106 212H108V214L111 216V214H110V211L109 210H107L106 209ZM118 212V211H117ZM142 212V211H141ZM178 212V211H177ZM201 212V211H200ZM239 212V211H238ZM14 213V212H13ZM18 213V212H17ZM104 213V212H103ZM143 213H144V215H145V218H146V224L145 223H143L142 225H141V231L140 232H138V233H135V234H138L139 236H143V234L145 233V230H146V225H147V221L152 217V213H151V210H150V208H145L144 210H143ZM173 213H174V211H173ZM185 213V212H184ZM189 213V212H188ZM248 213V212H247ZM23 214V213H22ZM86 214V213H85ZM114 214V213H113ZM175 214V213H174ZM25 215V214H24ZM24 215H22V216H24ZM45 215V214H44ZM47 215V214H46ZM45 215V216H46ZM87 215V214H86ZM90 215H92V214H90ZM97 215V214H96ZM172 215V214H171ZM170 215V216H171ZM176 215V214H175ZM187 215V214H186ZM241 215V214H240ZM264 215V214H263ZM27 218H28V220L26 221V222H28V221H31V222H33L32 224H35V222H37L39 219L40 220H42L43 218H42V216H43V209H42V207H39V208H37V209H35L34 211H30L29 213H27V215H25ZM69 216V215H68ZM94 216V215H93ZM98 216V215H97ZM131 216V215H130ZM143 216V215H142ZM163 216V215H162ZM177 216V215H176ZM239 216V215H238ZM86 217V216H85ZM88 217V216H87ZM94 217H96V216H94ZM124 217V216H123ZM140 217V216H139ZM178 217V216H177ZM42 218V219H41ZM48 217H46V219H47ZM73 218V219H74ZM97 218H100V217H97ZM104 218V217H103ZM143 218H144V216H143ZM171 218V217H170ZM195 218V217H194ZM45 219V220H46ZM52 219V218H51ZM242 219H244V218H242ZM86 220V219H85ZM94 220V219H93ZM129 220V219H128ZM154 220V219H153ZM193 220V219H192ZM43 221H44V219H43ZM152 221V220H151ZM169 221V220H168ZM175 221V220H174ZM182 221H184V219L182 220ZM201 221V220H200ZM231 221V220H230ZM242 221V220H241ZM19 222V221H18ZM22 222V221H21ZM129 222V221H128ZM167 222V221H166ZM178 222V221H177ZM46 223V222H45ZM93 223V222H92ZM171 223V222H170ZM184 223H185V221H184ZM37 224H39V223H37ZM42 224V223H41ZM77 224V223H76ZM75 224V225H76ZM81 224H83V223H81ZM101 224V223H100ZM130 224V223H129ZM198 224V223H197ZM210 224V223H209ZM224 224H225V222H224ZM228 224V223H227ZM245 224V223H244ZM244 224H242V225H244ZM45 225V224H44ZM60 225V224H59ZM126 225H128V224H126ZM125 225V226H126ZM133 225V224H132ZM163 225V224H162ZM175 225V224H174ZM180 225V224H179ZM52 226H54L53 224H52ZM68 226V225H67ZM173 226V225H172ZM27 227H29V226H27ZM35 227V226H34ZM50 227V226H49ZM86 227V226H85ZM88 227V226H87ZM87 227H86V229H87ZM127 227V226H126ZM133 227V226H132ZM160 227H161V225H160ZM159 227V228H160ZM167 227V226H166ZM169 227H170V225H169ZM205 227V226H204ZM245 227H246V225H245ZM30 228V227H29ZM76 228H78V227H76ZM75 228V229H76ZM138 228V227H137ZM156 228V227H155ZM168 228V227H167ZM189 228H191V227H189ZM198 228V227H197ZM31 229V228H30ZM34 229V228H33ZM39 229V228H38ZM84 229V228H83ZM134 229V228H133ZM168 229H170V228H168ZM196 229V228H195ZM236 229V228H235ZM243 229V228H242ZM245 229V228H244ZM32 230V229H31ZM77 230V229H76ZM148 230H149V228H148ZM155 230V229H154ZM167 230V229H166ZM72 231V230H71ZM158 231V230H157ZM175 231H176V229H175ZM248 231V230H247ZM10 232V231H9ZM33 232V231H32ZM42 232V231H41ZM89 232V231H88ZM128 232V230L126 231V233ZM214 232V231H213ZM217 232V231H216ZM215 232V233H216ZM227 232V231H226ZM225 232V233H226ZM7 233V232H6ZM36 233V232H35ZM43 233H45V232H43ZM80 233V231L78 232V233H75L74 231L73 232H66V233H64L65 235L62 237V240L59 242V244H58V246L56 247V249H54L55 251L58 249V250H60L59 252H60V255H61V252H62V254L63 253H66V252H69L70 253V251H72V250H75V252H77L76 250H80L81 249V246H79V245H77L76 244V242H77V240H78V236H77V234H79ZM126 233H125V235H126ZM130 233V232H129ZM148 233V232H147ZM146 233V234H147ZM151 233V232H150ZM158 233V232H157ZM172 233V232H171ZM218 233V232H217ZM11 234V233H10ZM81 234V233H80ZM190 234V233H189ZM20 235H21V233H20ZM214 235V234H213ZM119 236V235H118ZM132 236H134L133 234H132ZM205 236V235H204ZM53 237V236H52ZM120 237V236H119ZM135 237V236H134ZM84 238V237H83ZM147 238V237H146ZM199 238V237H198ZM93 239V238H92ZM122 239V238H121ZM124 239V238H123ZM173 239V238H172ZM21 240V239H20ZM120 240V239H119ZM165 240V239H164ZM243 240V239H242ZM41 241V240H40ZM83 241H85V240H83ZM140 241V240H139ZM148 241H150V240H148ZM163 241V240H162ZM81 242V241H80ZM88 242V241H87ZM91 242V241H90ZM118 242V241H117ZM122 242V241H121ZM141 242V241H140ZM169 242V241H168ZM215 242H216V240H215ZM24 243V242H23ZM40 243V242H39ZM49 243V242H48ZM52 243V242H51ZM124 243V242H123ZM162 243V242H161ZM248 243H249V240H248ZM33 244H35V243H33ZM41 244V243H40ZM81 244V243H80ZM83 244V243H82ZM153 244V243H152ZM155 244V243H154ZM153 244V245H154ZM243 244V243H242ZM256 244V243H255ZM19 245H21V244H19ZM37 245V244H36ZM88 245V244H87ZM112 245V244H111ZM115 245V244H114ZM113 245V246H114ZM127 245V244H126ZM125 245V246H126ZM137 245V244H136ZM144 245V244H143ZM129 246V245H128ZM139 246V245H138ZM181 246V245H180ZM22 247V246H21ZM100 247V246H99ZM147 247H148V245H147ZM151 247V246H150ZM162 247V246H161ZM54 248V247H53ZM101 248V247H100ZM37 249V248H36ZM109 249V248H108ZM184 249V248H183ZM127 250V249H126ZM157 250V249H156ZM155 250V251H156ZM238 250V249H237ZM135 251H137V250H135ZM159 251V250H158ZM59 252H58V254H59ZM221 252V251H220ZM117 253V252H116ZM204 253V252H203ZM68 254V253H67ZM73 254V253H72ZM77 254H78V252H77ZM95 254V253H94ZM138 254V253H137ZM186 254V253H185ZM107 255V254H106ZM117 255H118V253H117ZM133 255V254H132ZM250 255V254H249ZM55 256H56V254H55ZM64 256H65V254H64ZM76 256H78V255H76ZM162 256V255H161ZM209 256V255H208ZM231 256V255H230ZM181 257H182V255H181ZM188 257V256H187ZM63 258V257H62ZM62 258H58L57 259V257L55 258V261L56 262H54L53 264H60V262L62 261L63 262V259ZM71 258V257H70ZM106 258V257H105ZM154 258V257H153ZM153 258H152V260H153ZM52 259H54V258H52ZM123 259V258H122ZM156 259V258H155ZM183 259H184V257H183ZM91 260V259H90ZM190 260V259H189ZM252 260V259H251ZM105 261V260H104ZM51 262V261H50ZM61 262V263H62ZM66 262V261H65ZM64 262V263H65ZM91 262V261H90ZM140 262V261H139ZM243 262V261H242ZM249 262V261H248ZM45 263V262H44ZM47 263V262H46ZM107 263V262H106ZM191 263V262H190ZM92 264V263H91ZM104 264V263H103Z\"/></svg>", "mask_w": 264, "mask_h": 264}]
</instances>
